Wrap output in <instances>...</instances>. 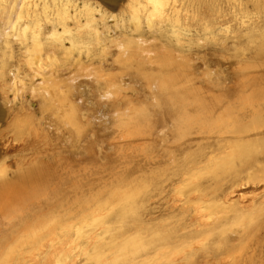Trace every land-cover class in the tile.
<instances>
[{"label": "rangeland", "instance_id": "1", "mask_svg": "<svg viewBox=\"0 0 264 264\" xmlns=\"http://www.w3.org/2000/svg\"><path fill=\"white\" fill-rule=\"evenodd\" d=\"M171 1L177 6L172 19L160 13L163 18L154 21L151 29L142 20L137 30L126 16L128 0L26 4L0 0V177L7 178L0 180V264H132L135 257L139 264H183L180 259L185 253L206 243L201 236L170 247L164 259L149 256L150 208L157 207L155 216L158 222L165 220V235L177 240L185 221L180 206L186 205L192 187L211 195L219 186L218 180L195 176L185 180L167 168L171 129L161 126L159 138L143 149L148 158H137L129 167L111 151L110 136L101 124L85 129L76 144L70 132L58 135L43 121L41 128L49 133L44 141L33 136L21 142L13 135L18 115L25 113L37 121L44 116L45 101L33 95L34 88L63 86L74 101L84 98L81 108L85 109L96 89L85 74L118 69L115 44L138 42L133 44L135 70L123 77L125 85L132 86L153 70V62L175 48L176 35L189 31L195 41L208 37L193 49L201 57L196 67L214 74L220 83L222 73L229 99L239 93L237 85L244 80L256 104L264 101V4L259 0ZM65 11L61 27L57 15ZM85 25H89L85 42L90 32L93 36L99 32L100 46L108 48L104 56L96 58L99 48L92 50L93 57L81 55L68 39L47 40L54 30L62 33L65 27L75 30ZM39 45L43 47L37 55ZM72 79L75 84H70ZM34 159L40 161L36 167ZM28 171L34 173L35 182L24 185L19 178ZM233 173L234 169L220 180L225 183ZM254 225L246 232L240 229L243 237L232 241L222 257L190 264H264V228L256 232ZM94 237L104 240L108 252L104 259L89 261L88 242Z\"/></svg>", "mask_w": 264, "mask_h": 264}, {"label": "clouds", "instance_id": "2", "mask_svg": "<svg viewBox=\"0 0 264 264\" xmlns=\"http://www.w3.org/2000/svg\"><path fill=\"white\" fill-rule=\"evenodd\" d=\"M264 4V0H259ZM164 0H128L126 16L129 23L137 26L146 20L151 29L153 22L162 19L161 9L166 7ZM67 17L57 15V21L64 27L63 20ZM89 25L68 29L52 34L48 41L62 43L68 39L74 51L81 55L93 57V49L99 48L96 58L104 56L108 48L101 47L98 37L91 32L87 35ZM94 32V30H92ZM191 32H183L175 36V48L157 62L154 68L145 74L138 83L125 85L123 77L135 70L136 54L133 44L117 43L115 47L119 55L118 69L86 73V78L96 84V89L87 98V107L81 108L84 98L74 101L69 90L63 86H40L33 89V95L39 94L45 101L46 109L41 120L22 113L16 117L13 135L21 142L36 136L44 141L49 133L41 128L51 125L59 135L70 132L72 143L79 142V137L93 123L101 124L109 134L112 148L121 164L131 166L137 158L147 159L144 148L158 139L161 126L171 129L169 136L170 151L165 156L166 166L172 173H178L185 180L197 177L209 182L222 178L234 169L243 159L242 151L237 152L233 144L236 134V118L245 111H258L254 94L249 92L244 80L234 98L229 99L225 92L228 82L221 73L220 83L214 74L196 67L201 57L193 52L205 40L195 41ZM77 40L80 43H77ZM39 45L37 55H39ZM75 75V74H74ZM72 79L70 84H75ZM260 119L264 120V101L259 109ZM50 129V130H51ZM217 146L221 149L216 150ZM264 153V144L258 148ZM40 161L33 160V167ZM7 179L0 177V180ZM264 211V204L261 205ZM246 218L245 227L255 222L254 212L243 214Z\"/></svg>", "mask_w": 264, "mask_h": 264}, {"label": "bare ground", "instance_id": "3", "mask_svg": "<svg viewBox=\"0 0 264 264\" xmlns=\"http://www.w3.org/2000/svg\"><path fill=\"white\" fill-rule=\"evenodd\" d=\"M23 4L32 0H22ZM166 7L161 9L167 19H172V14L177 12L176 2L164 0ZM264 52V45H261ZM257 112L253 116L243 113L236 118V134L233 137L234 149L241 152L243 159L234 168V173L225 183L218 179V187L209 195L194 185L186 205L180 206L185 221L184 228L178 237L179 239H170L165 235V220L158 222L155 214L157 207H151L149 211V256L153 259L166 258L167 250L181 242L187 244L190 240L203 236L206 243L196 250H191L184 254L180 259L183 264L191 262H211L213 259L222 257L231 249L232 241L243 237L244 229L246 232L244 213L254 212L255 225L254 231L261 232L264 228V211L261 205L264 204V153H260L258 148L264 144V120L260 119L259 109L261 103L256 104ZM253 117L252 118H250ZM250 118V121L244 123V120ZM243 121H242V120ZM257 136L258 138H252ZM249 138V139H246ZM218 150L221 149L218 146ZM19 181L24 185L35 182V175L32 171L23 173ZM12 184V183H8ZM11 190H17L12 185H8ZM248 190L250 194H247ZM250 195V197L248 196ZM161 214H163L161 212ZM253 224V223H251ZM102 238H92L88 242V260L92 261L102 256H106L108 249ZM216 244L212 247L211 244ZM202 251L200 254L199 252ZM135 253L134 255H136ZM195 257V260H193ZM102 259H104L102 257ZM136 257L131 261L132 264H139ZM203 260V261H202ZM117 262V260H115ZM120 261V260H118ZM120 264V262H118ZM102 264V263H101Z\"/></svg>", "mask_w": 264, "mask_h": 264}]
</instances>
